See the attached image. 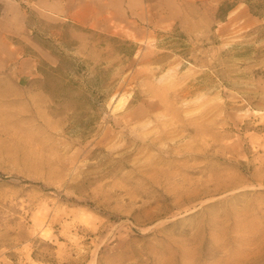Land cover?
<instances>
[{"label": "rangeland", "instance_id": "1", "mask_svg": "<svg viewBox=\"0 0 264 264\" xmlns=\"http://www.w3.org/2000/svg\"><path fill=\"white\" fill-rule=\"evenodd\" d=\"M248 1L0 0V264H264Z\"/></svg>", "mask_w": 264, "mask_h": 264}, {"label": "trees", "instance_id": "2", "mask_svg": "<svg viewBox=\"0 0 264 264\" xmlns=\"http://www.w3.org/2000/svg\"><path fill=\"white\" fill-rule=\"evenodd\" d=\"M251 11L256 14L263 16V13L261 12L262 9H264V4L262 2L252 4L250 1H248ZM235 4L234 3H229L228 1L223 2L219 9H218V17L225 20L226 16L234 8Z\"/></svg>", "mask_w": 264, "mask_h": 264}]
</instances>
